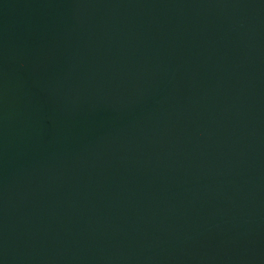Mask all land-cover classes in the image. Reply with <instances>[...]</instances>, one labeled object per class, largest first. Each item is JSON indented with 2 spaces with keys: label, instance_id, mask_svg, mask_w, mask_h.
<instances>
[{
  "label": "water",
  "instance_id": "95a60500",
  "mask_svg": "<svg viewBox=\"0 0 264 264\" xmlns=\"http://www.w3.org/2000/svg\"><path fill=\"white\" fill-rule=\"evenodd\" d=\"M0 264H264V0H0Z\"/></svg>",
  "mask_w": 264,
  "mask_h": 264
}]
</instances>
